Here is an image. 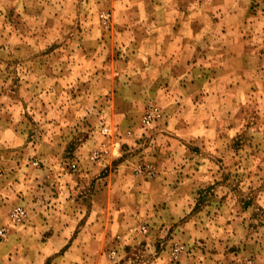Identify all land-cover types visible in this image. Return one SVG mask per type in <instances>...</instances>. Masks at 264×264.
Segmentation results:
<instances>
[{"label": "rangeland", "instance_id": "1", "mask_svg": "<svg viewBox=\"0 0 264 264\" xmlns=\"http://www.w3.org/2000/svg\"><path fill=\"white\" fill-rule=\"evenodd\" d=\"M19 183L71 185L42 264H264V0H0L5 256Z\"/></svg>", "mask_w": 264, "mask_h": 264}, {"label": "crops", "instance_id": "2", "mask_svg": "<svg viewBox=\"0 0 264 264\" xmlns=\"http://www.w3.org/2000/svg\"><path fill=\"white\" fill-rule=\"evenodd\" d=\"M228 13L227 15H229ZM218 23L223 24L222 22L217 21L215 25ZM225 26L228 28V23H226ZM227 33L228 32L222 33V37L224 39L227 38ZM27 184L28 183L18 184L19 188L23 187V193H19V196L17 197V199L25 206L27 211L24 223L19 225L17 228L19 235L23 237V241L19 238L17 245H14V249H16L14 251H16V253L14 252L13 254L7 256L4 255V253L8 251L7 247L3 249L2 242H0V259L3 260L0 264H42L43 258L47 255L46 242H44V246L41 247L36 241H30L32 240L29 239L30 235L33 234L35 236H42L45 233L49 237L47 241L52 242L54 239H57L58 235H64L65 232L69 230L67 224H60V226H58L57 220L59 218H64L63 220L71 219L72 215H74L73 212L75 209L72 210L70 208L72 202V199L69 196L70 193L69 195L66 194L67 197L62 196L61 193H59V188L64 189L70 187L71 185L55 183V186L53 187L54 190L52 192L53 195L49 197L45 195V189L46 187L48 188L47 183H32L34 186L33 190L26 191ZM101 193L103 192L100 187H98V191L92 200L94 203L93 210L91 211L87 209L86 211L82 207V217L85 215L88 217L90 211L93 215H95L96 209L97 217L100 218V209L103 202H100L101 199L99 200L98 196H100ZM95 199L98 200L95 201ZM4 201L7 202L5 199ZM3 204L4 203L0 201V211L5 208ZM55 222H57L56 227L54 226ZM11 246L12 245H9V248Z\"/></svg>", "mask_w": 264, "mask_h": 264}, {"label": "built area", "instance_id": "3", "mask_svg": "<svg viewBox=\"0 0 264 264\" xmlns=\"http://www.w3.org/2000/svg\"><path fill=\"white\" fill-rule=\"evenodd\" d=\"M159 113L157 112V109L153 106H149L146 108L145 113L143 115V124L145 127H148L152 124V122L155 120L156 117H158ZM103 133L108 132V128L104 127L102 129ZM91 158H94L92 155ZM25 216V211L21 207H17L13 211V219L15 222H22ZM5 235V229H0V237H3ZM179 248L175 247L172 252V257L176 259L178 257ZM245 264V263H243Z\"/></svg>", "mask_w": 264, "mask_h": 264}]
</instances>
